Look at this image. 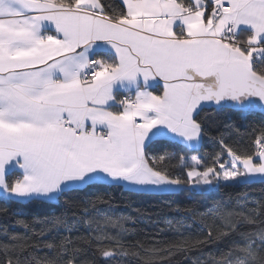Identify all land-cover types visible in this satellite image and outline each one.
<instances>
[{
	"label": "snow or ice",
	"instance_id": "obj_1",
	"mask_svg": "<svg viewBox=\"0 0 264 264\" xmlns=\"http://www.w3.org/2000/svg\"><path fill=\"white\" fill-rule=\"evenodd\" d=\"M255 182L264 0H0V213L32 233L0 226V264H264V199L247 191L177 206L166 240L97 207L106 188L174 201ZM197 218L203 239L182 231Z\"/></svg>",
	"mask_w": 264,
	"mask_h": 264
},
{
	"label": "trees",
	"instance_id": "obj_2",
	"mask_svg": "<svg viewBox=\"0 0 264 264\" xmlns=\"http://www.w3.org/2000/svg\"><path fill=\"white\" fill-rule=\"evenodd\" d=\"M223 120V117H215V114H212L213 127H216L220 121ZM260 115L257 114L251 118V123H259ZM211 122V121H210ZM243 131V130H241ZM204 148L206 151H212L215 148V145L212 143L210 139H206L204 142ZM247 191L250 194V199H264V183L255 182L247 186L246 189L241 188H224L219 191H213L211 193H207L205 195H191V196H183L178 200H168L167 198H157L151 197L148 195H140L135 193H130L126 190L119 188H106L100 190L98 195L103 198V201L97 204V207L101 210L112 211L116 215L124 214L129 215L134 218L137 222L133 225L132 222L127 223L125 226L129 228L135 229V234L132 237L134 240H143V241H151L152 239L166 240L173 238L172 232H165L164 234L157 235V230L159 228H165L164 220L166 218L178 219L175 212V208L177 206L180 207H190L196 209L197 211H205L207 208L214 205V203L218 200H227L229 197L232 198L233 201L237 197L243 194V192ZM19 210L24 213V217L31 221L35 217H43L45 215H49L50 212L43 209L38 205H28L23 204L19 207ZM15 217L4 216L0 213V226H7L10 231L14 233H25L28 230L23 229L19 226L15 225ZM158 221V223H156ZM192 223L193 226L191 229H184L182 231L185 234H188L190 231L193 237H198L203 239V237L207 234V227L204 223L201 222L200 218H197L195 222ZM207 223H212L211 220H208ZM219 223V221H217ZM41 225H34L33 228L35 231H39ZM28 234L31 235V231H28ZM66 234V233H61ZM74 233L73 235H76ZM83 235V231L78 233ZM56 242L59 241V236L55 234H49L40 239L41 245L44 242H52L53 240ZM227 241L220 240L217 242L215 247L210 248V250H215L218 248L219 250H226ZM46 252H40L39 255H45ZM199 253L193 252L189 253V255H198ZM174 264H186L184 257L177 255L173 258Z\"/></svg>",
	"mask_w": 264,
	"mask_h": 264
}]
</instances>
